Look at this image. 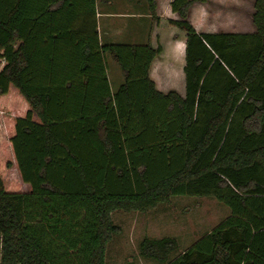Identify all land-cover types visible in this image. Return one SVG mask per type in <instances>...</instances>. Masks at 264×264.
Masks as SVG:
<instances>
[{
	"label": "trees",
	"instance_id": "16d2710c",
	"mask_svg": "<svg viewBox=\"0 0 264 264\" xmlns=\"http://www.w3.org/2000/svg\"><path fill=\"white\" fill-rule=\"evenodd\" d=\"M187 33L186 95L150 77L161 47L102 43L97 0H0V264H106L117 210L213 196L231 213L162 264H264V0L254 32ZM152 13L155 0H148ZM123 81L112 91L108 59Z\"/></svg>",
	"mask_w": 264,
	"mask_h": 264
},
{
	"label": "rangeland",
	"instance_id": "374dc122",
	"mask_svg": "<svg viewBox=\"0 0 264 264\" xmlns=\"http://www.w3.org/2000/svg\"><path fill=\"white\" fill-rule=\"evenodd\" d=\"M99 2L101 9H112L110 6L107 8L103 0ZM169 2V0H155L156 10L154 13H152V9L149 7L150 16L147 17V29H151V34L160 35L164 31L168 33L167 27L172 26L174 27L172 29L178 32L179 37L182 36L181 34L187 35L186 31L171 23V20H178L180 17L177 13L171 11L172 8ZM254 4L255 0H211L205 3L196 2L192 5V24L193 21L198 22L199 16L205 13L206 18L203 24L198 23L200 28H210L211 25L223 23L220 27L223 30L241 29L242 31L254 32ZM166 8H168V11ZM162 20L164 21V27L160 24ZM187 20H189V16ZM100 23L103 43L110 42L109 40L127 43L126 41L128 40L122 41L125 34L123 30L114 33L108 30L106 21L103 22L101 20ZM158 27L160 29H157ZM161 28H165V30ZM159 35L157 36L159 37ZM153 40L150 36L149 42L151 41V45ZM107 59L110 71L109 78L116 80L115 73L117 72L118 76L121 77L118 84H115L114 80H110L112 91H115L120 85L123 75L120 66L112 59L110 54L107 55ZM179 81L178 78L173 77L172 83L178 86ZM5 114L0 110L1 141L4 136L3 129L6 128V122L3 118ZM230 213L229 207L213 196H173L169 201L144 212L114 211L112 213L113 222L120 227L121 231L113 235L112 240L107 246L106 264H162L140 255L139 244L145 237H175L179 242V247L170 256V259H174L229 217Z\"/></svg>",
	"mask_w": 264,
	"mask_h": 264
},
{
	"label": "crops",
	"instance_id": "0c3cea01",
	"mask_svg": "<svg viewBox=\"0 0 264 264\" xmlns=\"http://www.w3.org/2000/svg\"><path fill=\"white\" fill-rule=\"evenodd\" d=\"M100 0H97V19H98V31L100 40L102 42L100 21L107 22V28L109 31L125 32L123 36V42L127 43H137V44H147L150 43V36L154 39L152 42L153 47H161V53L154 59L150 69V77L155 82L156 88L163 92L168 93L170 91H176L181 97L186 95V75L184 72V66L186 62V42L187 35L181 34L179 37L178 32L174 31L172 26L167 27L168 33L166 31L159 34H151V29H147V17L150 16L149 2L148 0H103V3L110 6L112 9H101L99 7ZM172 2L173 0H169ZM211 0H208V2ZM169 2L170 6L171 3ZM168 4V5H169ZM101 9V10H100ZM168 8H166L167 10ZM165 10V11H166ZM168 11V10H167ZM172 11V10H171ZM174 13V12H173ZM105 15V16H103ZM174 15V14H172ZM207 15V13H206ZM212 15V14H211ZM162 16V15H161ZM105 17V18H101ZM206 16L205 13L199 16L198 22L193 21L192 24V5L189 9V21L191 25L198 32L205 33H216V32H247L239 30H223L220 28L223 23L219 25H211L210 28H200L198 23L203 24ZM165 20V19H164ZM164 21L162 20L160 24L163 26ZM217 26V27H216ZM161 27V26H160ZM164 27V26H163ZM220 28V29H219ZM157 29H160L159 27ZM164 29L165 28H161ZM159 35V37L157 36ZM113 43H120V41L109 40ZM103 43V42H102ZM109 66V65H108ZM108 67V75H109ZM116 74L115 84H118L121 80L118 72ZM177 74V75H176ZM109 77V76H108ZM113 77V76H112ZM173 77L178 78L180 83L175 85L172 83ZM123 81V79H122ZM121 81V82H122ZM121 84V83H120Z\"/></svg>",
	"mask_w": 264,
	"mask_h": 264
}]
</instances>
